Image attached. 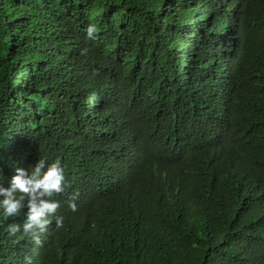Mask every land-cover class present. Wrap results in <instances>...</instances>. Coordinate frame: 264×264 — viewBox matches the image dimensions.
I'll return each instance as SVG.
<instances>
[{
  "label": "trees",
  "instance_id": "trees-1",
  "mask_svg": "<svg viewBox=\"0 0 264 264\" xmlns=\"http://www.w3.org/2000/svg\"><path fill=\"white\" fill-rule=\"evenodd\" d=\"M38 157L77 207L3 264H264V0H0V170Z\"/></svg>",
  "mask_w": 264,
  "mask_h": 264
},
{
  "label": "clouds",
  "instance_id": "clouds-1",
  "mask_svg": "<svg viewBox=\"0 0 264 264\" xmlns=\"http://www.w3.org/2000/svg\"><path fill=\"white\" fill-rule=\"evenodd\" d=\"M99 32L96 23L89 22L84 28L90 40H96ZM88 51V48L80 50L81 55ZM67 187L65 169L59 159L38 157L27 168L14 167L10 176L0 170V236H6L13 244L29 236L39 242L40 234L47 231L51 222L57 228L62 227L64 218L59 210L66 204L75 211L79 196L78 191L66 192ZM13 217L22 219L9 222ZM23 264H34L33 257L25 255Z\"/></svg>",
  "mask_w": 264,
  "mask_h": 264
}]
</instances>
